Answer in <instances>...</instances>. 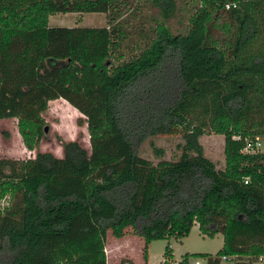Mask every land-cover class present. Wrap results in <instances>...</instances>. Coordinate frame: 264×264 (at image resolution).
Segmentation results:
<instances>
[{
	"label": "trees",
	"instance_id": "16d2710c",
	"mask_svg": "<svg viewBox=\"0 0 264 264\" xmlns=\"http://www.w3.org/2000/svg\"><path fill=\"white\" fill-rule=\"evenodd\" d=\"M119 1L0 0V120L16 119L34 151L0 159V264H106V232L127 229L145 264L151 242L186 238L193 225L222 237L214 256L194 255L206 264L256 261L264 154L242 150L264 139V0H198L175 35L164 24L173 0H154L162 22L133 34L114 13ZM71 13L106 14L107 25L48 26ZM58 99L84 117L88 151L76 141L59 142L60 158L36 151L41 114ZM177 131L176 161L138 156L147 139ZM209 133L223 137L222 170L202 154ZM162 257L171 259L168 244Z\"/></svg>",
	"mask_w": 264,
	"mask_h": 264
},
{
	"label": "rangeland",
	"instance_id": "374dc122",
	"mask_svg": "<svg viewBox=\"0 0 264 264\" xmlns=\"http://www.w3.org/2000/svg\"><path fill=\"white\" fill-rule=\"evenodd\" d=\"M154 0H120L115 9L119 22L123 29L132 33L133 30L148 32L150 29L161 23L157 9L153 7ZM175 3V13L165 21L168 31L175 35L184 33L188 17L199 5L198 0H173ZM221 19H218V21ZM216 21V23H218ZM50 27H106V14L87 13V14H54L48 17ZM130 30V31H129ZM124 59H126V50ZM45 124L46 132L44 138L38 143L36 151L50 153L56 158L62 156L59 142L76 141L82 148L88 151V135L86 125L83 123L84 117L81 116L64 100L58 99L48 102L46 111L41 114ZM16 119L0 120V159L27 160L32 158L34 151H27L17 133ZM82 123V124H81ZM78 124H81L80 126ZM262 145H264V139ZM202 149V154L210 160L217 170H222L224 165L223 158V137L215 134H205L198 139ZM182 144L180 131L169 136H156L147 139L138 148V156L155 165L160 160L174 162L177 160L180 150L177 145ZM157 154V157L155 156ZM7 201V200H6ZM0 205L4 206L1 202ZM128 237L118 240L113 238L109 232L105 235V245L111 253L106 254V264H144L142 260L143 242L139 237L132 236L130 229L126 230ZM222 237L216 234L213 238H208L199 234L197 225H193L188 236L183 240H162L154 241L147 247V264H163L162 254L167 244L172 249L173 260L165 264H178V261L185 254L189 255L188 263L193 264L194 259H200L201 264H206L205 257H194V255L214 256L220 249ZM105 247V248H106ZM106 249V250H107ZM218 264H264L262 262L249 261L244 258H227L226 261L219 260Z\"/></svg>",
	"mask_w": 264,
	"mask_h": 264
},
{
	"label": "built area",
	"instance_id": "2783aa9c",
	"mask_svg": "<svg viewBox=\"0 0 264 264\" xmlns=\"http://www.w3.org/2000/svg\"><path fill=\"white\" fill-rule=\"evenodd\" d=\"M224 8L226 10H228L230 8H235V5L234 4H227L224 6ZM242 152L243 153H249V154H255V153L264 154V145H262V140H259L258 137H255L251 141H245V145H244ZM244 183H246V182H244ZM221 260L226 261L227 259L222 257ZM193 261H194L193 264H201L200 259H194ZM257 261L259 263L262 262V257L258 258Z\"/></svg>",
	"mask_w": 264,
	"mask_h": 264
},
{
	"label": "crops",
	"instance_id": "0c3cea01",
	"mask_svg": "<svg viewBox=\"0 0 264 264\" xmlns=\"http://www.w3.org/2000/svg\"><path fill=\"white\" fill-rule=\"evenodd\" d=\"M51 16V15H50ZM48 26H49V24H48ZM50 27V26H49ZM108 232V231H107ZM106 232V233H107ZM128 237L129 235H124L123 237ZM123 237H121L120 239H122ZM120 239H118V240H120ZM183 239H185V238H183ZM183 239H181V240H183ZM143 242V241H142ZM106 243V242H105ZM221 244H222V242H221ZM149 246V245H148ZM147 246V247H148ZM168 246H169V248H170V245L168 244ZM106 247V245H104V254H105V251H106V254H107V256H108V253L110 254L111 253V251H112V249L111 250H108L107 249V247ZM107 249V250H106ZM170 250H171V259L170 260H168L167 262H169V261H172L173 260V255H172V249L170 248ZM106 254H105V261H106ZM146 255H147V258H148V254H147V248H146ZM163 258H162V263H163ZM180 262V260L178 261V263ZM188 262V261H187ZM206 262V261H205ZM145 264H147V259H146V263ZM189 264V263H188Z\"/></svg>",
	"mask_w": 264,
	"mask_h": 264
},
{
	"label": "water",
	"instance_id": "95a60500",
	"mask_svg": "<svg viewBox=\"0 0 264 264\" xmlns=\"http://www.w3.org/2000/svg\"><path fill=\"white\" fill-rule=\"evenodd\" d=\"M44 132H46V128H44Z\"/></svg>",
	"mask_w": 264,
	"mask_h": 264
}]
</instances>
